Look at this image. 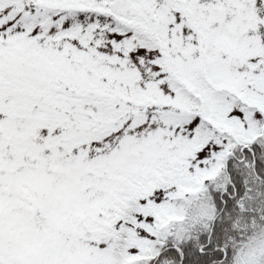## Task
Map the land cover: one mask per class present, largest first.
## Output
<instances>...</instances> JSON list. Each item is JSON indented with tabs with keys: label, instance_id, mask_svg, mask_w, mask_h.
Wrapping results in <instances>:
<instances>
[{
	"label": "snow or ice",
	"instance_id": "1",
	"mask_svg": "<svg viewBox=\"0 0 264 264\" xmlns=\"http://www.w3.org/2000/svg\"><path fill=\"white\" fill-rule=\"evenodd\" d=\"M0 264H264V0H0Z\"/></svg>",
	"mask_w": 264,
	"mask_h": 264
}]
</instances>
